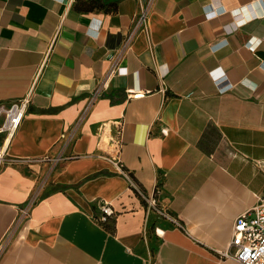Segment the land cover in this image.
<instances>
[{"label":"crops","instance_id":"obj_1","mask_svg":"<svg viewBox=\"0 0 264 264\" xmlns=\"http://www.w3.org/2000/svg\"><path fill=\"white\" fill-rule=\"evenodd\" d=\"M80 1L0 0V104L31 93L0 135V264H241L218 250L264 196V0Z\"/></svg>","mask_w":264,"mask_h":264},{"label":"built area","instance_id":"obj_2","mask_svg":"<svg viewBox=\"0 0 264 264\" xmlns=\"http://www.w3.org/2000/svg\"><path fill=\"white\" fill-rule=\"evenodd\" d=\"M152 1L153 0H151L150 3ZM149 12L150 5L143 8V10L138 14L136 28L132 34L127 37L126 43L120 51L119 57L130 48L134 32L141 28L145 29L149 19ZM121 71V62L119 59H116L105 79L95 89L92 95V103L101 95V92L108 87L111 78ZM225 77L226 76L223 75L217 78L216 82L221 84ZM227 87L228 86H221L220 89L221 91H225ZM30 102L31 93H28L26 96L14 100L9 104H0V118H2V122L0 124V135H5L4 145L8 143L9 139L21 126ZM122 147L123 144L121 138L112 140V143L109 144V149L106 150L105 158L115 168L117 173L122 174L128 179L130 186L144 198L148 208L156 210L158 213L163 215L164 211L159 207L156 197L149 196L143 192V190L131 177L130 172L125 168L121 158ZM60 159L61 157H57L54 161L58 162ZM8 161L14 162L15 160L8 159L6 151L0 149V164ZM34 201L35 200L31 199L22 209L24 215L29 214V207ZM100 209L103 212L104 220L107 216L114 214L112 205L106 201L102 203ZM174 221L180 225L177 220L174 219ZM218 254L222 259L234 260L241 264H264V196H260L256 205L252 208L237 216L234 222L233 234L229 245L224 250H218Z\"/></svg>","mask_w":264,"mask_h":264},{"label":"trees","instance_id":"obj_3","mask_svg":"<svg viewBox=\"0 0 264 264\" xmlns=\"http://www.w3.org/2000/svg\"><path fill=\"white\" fill-rule=\"evenodd\" d=\"M118 0H81L80 5L84 11L102 10L113 11L116 10Z\"/></svg>","mask_w":264,"mask_h":264},{"label":"rangeland","instance_id":"obj_4","mask_svg":"<svg viewBox=\"0 0 264 264\" xmlns=\"http://www.w3.org/2000/svg\"><path fill=\"white\" fill-rule=\"evenodd\" d=\"M102 10H104V9H102Z\"/></svg>","mask_w":264,"mask_h":264}]
</instances>
